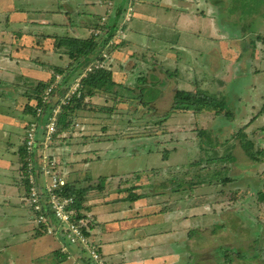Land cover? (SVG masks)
<instances>
[{
    "label": "rangeland",
    "instance_id": "rangeland-1",
    "mask_svg": "<svg viewBox=\"0 0 264 264\" xmlns=\"http://www.w3.org/2000/svg\"><path fill=\"white\" fill-rule=\"evenodd\" d=\"M237 1L240 2V5L235 7L233 3ZM73 2L70 5L75 7ZM80 2L83 3L81 0ZM152 2L154 3V0ZM8 3L14 9L21 7L29 14L31 8L36 5L41 9L44 7L49 10L58 8L57 0H15L8 1ZM5 5L4 0H0V9ZM59 6L66 7L63 3H59ZM151 7L152 11L156 8H153V5ZM108 8L110 5L105 3L98 5L96 9L105 16ZM158 8L161 10L160 6ZM226 8L227 10L220 13V19H215L217 25L197 24L193 27L194 30L198 29L200 32L210 35L218 32L225 35L230 33L231 43L237 48L236 57H231V59L228 57V54L233 56L231 51L218 58L215 66V80L208 78V75L214 77L212 73H208L211 71L208 69L207 61H211V58L198 57L199 63L203 65L198 68H193L191 65L184 66L178 54L168 56L167 51L159 49L165 43L164 40L158 41L153 38L154 40L151 41L149 38L146 41L145 36L141 34L130 36L132 39H129V35L124 34L119 25L111 41L112 46L115 45V48L119 49L114 53L111 50L112 56H108L107 52L102 53L107 60L102 68L108 70L111 66L110 72L118 83L127 82L126 74L128 73H135L139 77L141 71L150 88L143 89L142 95L138 91L136 95L141 100L136 98L130 104H123L124 99L121 100V104H114L112 100L117 98L113 95L109 100L103 95L87 98L83 101L81 110L73 113L70 129L60 132L58 127L56 141L53 143L52 149L45 150L40 146L36 156H41L38 164L48 166L47 162H51L49 172L55 171L56 173L58 170L61 174L63 172L64 178L76 188L81 184L86 185L88 178H92L94 182L91 184L97 186L95 181L101 176L103 178L101 181L107 180L110 185L122 180L121 187L131 190L132 185L125 186V181L128 180L129 183V180L134 177L133 174L140 169L138 173L150 176L151 181H148L150 186L164 183L168 188L166 191L152 189L151 197L152 200L154 198L156 204L158 196H165L162 201L163 206H159V210L167 213L170 220H175V227L171 224L167 227L177 230L176 235H172L173 240H178V242L185 240V236L188 237V234L192 233L193 237H188L189 240H187L190 246H199L205 251L206 249L216 250L222 246L221 252L215 254L220 256L219 259L215 258L219 264H264V262L258 261L264 251V117L260 115L264 106V52L261 51L264 50V25H261L264 20V0H226ZM75 12L79 13L77 16H81V18H78L77 22H72L73 26L62 25L54 31L55 34L45 26H40L38 27L39 32L45 31L46 37L65 36L81 40L104 35L100 28L106 25V17L98 20L97 15V19L94 18L96 15H90V10H87L84 5ZM227 13L228 16L225 17ZM70 17L68 16V18ZM151 20V17L141 16L137 23L141 25L139 27H144L145 24L140 22L150 23ZM63 22L66 23V20L62 21V24H64ZM77 23L82 24L79 27L84 26L83 29L86 30V33L76 28L75 24ZM74 27L78 30L77 33L74 32ZM139 27L136 28V31L140 29ZM146 29L150 31L152 28L147 26ZM15 33L4 34L2 38L0 36V40H2L0 41V78L5 82L12 81V74L15 78V75L20 72L37 81L29 80V84L26 85L24 92L27 100L24 99L22 107L18 105L19 108L16 109L17 106H11L16 109V113L20 109L24 115H29L28 122L24 124L21 132L23 148L27 139V126L34 121L28 111L29 104L31 103L30 106L33 105V108L37 106L28 100L27 94L32 96L28 91L34 89L38 82H49L54 75V68L66 70L70 62L64 55L50 53L52 38H50L51 40L46 38V41L41 42L21 41L14 38L13 34ZM169 34L171 37L176 35L173 32L165 35L169 36ZM234 35L237 37V41L233 39ZM254 36L260 41L253 39ZM24 37L26 36L24 35ZM152 37L157 36L153 35ZM123 41L136 45H142L146 41L147 44L152 45L149 48L159 50L158 53L153 54L144 52L147 47L145 45L142 48L144 51L133 49V47L120 48V43ZM127 48L130 49L128 51L131 54L125 52ZM254 49L257 52L254 53ZM119 50L121 56L116 55ZM136 52H138L136 59L144 61V64L134 66V63L131 62L133 60L131 57H136L133 55ZM182 57L187 59V56ZM97 65L95 63L90 65L91 69L101 68V65ZM76 74L79 76L71 87L77 81L80 85V81L86 76V71L80 69ZM150 76L154 77V80L150 79ZM55 78H57L56 82H60V76ZM133 85L136 86L135 83ZM196 89L213 97H222L228 103L233 118L227 119L225 122L212 114L189 115L182 112H175L166 117L177 91H195ZM112 92L123 95V92L118 89ZM133 96L135 95L133 94ZM16 113L13 114L14 117H16ZM241 130L247 140L255 144L256 152L260 153L256 163L245 160L247 158L237 141L238 133ZM163 136L162 142L164 143H158V145H165V142L169 140L170 143L177 144L175 146L167 145L165 151L169 152L166 155L163 154L165 146L158 151H154V147L151 146L156 144L155 140ZM144 145H146L145 148ZM138 146L139 151H143L140 158L133 153ZM170 146L178 149L170 153L172 149ZM148 147L151 149L150 156L145 151ZM226 153H232V158L221 160ZM117 156H122V159ZM163 156H166L169 167L168 177L164 174L156 175L154 172L145 174L147 170L144 167L158 169L160 172ZM97 158L100 159L97 160ZM91 161L93 163L88 167V164H81ZM21 166L20 160L16 185L25 189ZM86 167L89 172L84 175L82 170ZM182 167L184 168L180 169ZM77 168H80V173H69L74 172ZM208 169L209 172H207ZM163 179L165 180L161 182ZM201 180L203 181L201 182ZM144 189H147V192L149 190L146 186L143 187ZM132 192L131 190L129 195H132ZM110 199L114 198L111 196ZM13 201V203L17 202ZM0 205H2L0 210L3 209L0 214L4 213L0 215V247H2L0 248V264H25L24 262H27V259L29 261L30 258H32L31 264H75L74 255L81 247L78 241L80 236L66 238L65 242L70 247V253L67 248L60 246L62 249L64 248V250L61 249L62 254L68 256L67 260L56 263L54 256L37 259L42 255L43 250L36 242L33 233L31 236H26L28 233L24 227L27 223L23 222L28 217L31 221V212L25 205V201L24 204H18L15 208L1 200ZM8 212L10 213L8 214ZM82 213L87 214L84 211ZM5 214L6 216H4ZM11 214H14V217H10ZM11 218H18V221L12 223L9 229ZM92 225L93 220L89 230ZM86 237L89 243L98 250L101 258L92 231H89ZM238 245L240 247L234 248ZM9 247L10 252L7 251ZM87 250L84 249L83 256H87ZM243 252L242 256L239 255ZM262 255L264 258V254ZM84 258L86 259V257ZM57 259L58 257H56Z\"/></svg>",
    "mask_w": 264,
    "mask_h": 264
},
{
    "label": "crops",
    "instance_id": "crops-1",
    "mask_svg": "<svg viewBox=\"0 0 264 264\" xmlns=\"http://www.w3.org/2000/svg\"><path fill=\"white\" fill-rule=\"evenodd\" d=\"M8 1L15 0H4V4L6 3V5L0 9L2 10L0 11L1 38L4 34L8 35L9 33L16 32L13 34L14 38L21 41L41 42L46 41V38L49 40L53 37H46L44 34L45 31L39 32L40 30H38V27L45 26L55 34L54 31L62 25L68 24L73 26L72 22H77V19L81 18V16H77L79 13L75 11H77V9L80 10L81 6L84 5L87 10H90V15H96L94 18H96L97 15L98 20L99 18L106 17V25L115 26L116 29H118V26L120 25L124 34L127 33L129 35V39H132L130 36L134 37L136 34H141L145 36L146 41L149 38L151 41L153 38L158 39V41L164 40L165 43L159 49L167 51L168 56L178 54L184 66L191 65L193 68H198L203 66L202 63H199V60L197 59L198 57L201 58V56H206V58H211V61H207L208 69L211 71L208 73H212L214 77L208 75V78L214 80L216 76L215 66L218 62V58L222 57L226 52L232 51L233 56L228 54L230 59L231 57H236L237 54V48L231 43L230 33L225 35L218 32L210 35L204 34L198 29H193L197 24L217 25L215 19H220V13L227 10L226 0H154V3L152 0H146V2L145 0H81L83 3H81L80 0H70V3H68V0H57L58 8L55 10H49L46 7L41 9V7L36 5L31 8L32 10L29 11L30 14L26 13L21 7L14 9L12 5H9ZM72 1H74L73 3H75V7L70 5ZM59 3H63L66 7L62 8V6H59ZM105 3H107V5L109 4L110 8H108L106 15L103 16L96 8L98 5H103ZM233 4L236 7L237 5H240V2L237 1ZM128 5L133 7L134 14L131 22L124 23L123 16ZM152 5L153 8L156 7L154 11L150 10ZM158 6L161 7V10ZM235 15L236 14L234 13V16ZM68 16L71 17L68 18ZM141 16L151 17L152 20L150 23L140 22L145 24V26L139 27L141 25L137 22ZM227 16L228 13L225 17ZM65 20L66 23L63 22L64 24H62V21ZM79 25L82 24H75L76 28L83 33H86V30L83 29L84 26L79 27ZM261 25H264V20ZM147 26L152 29L147 31ZM138 27L140 29L136 31V28ZM76 28H73L75 33L78 32ZM169 32H173L176 35L172 37L170 34L169 36L165 35ZM24 35L26 37H24ZM153 35H156L157 37H152ZM236 38L237 37L234 35L233 39L237 41ZM253 39H258L257 41H260L256 36H254ZM146 41L142 45H136L135 43L124 41L122 48L133 47V49L136 48L143 50V45H145L147 46L145 51L143 50L145 53H158L157 51L159 49L154 50L152 47L149 48V46L152 45L147 44ZM120 50L123 51V49ZM120 50L116 55L121 56ZM128 50L130 51V49L127 48L125 52L130 53ZM261 51L264 52V50ZM255 52L257 51L254 49V53ZM130 54L129 56H131ZM133 55H138V52ZM182 56H187V59H184ZM137 57L138 56L134 58L131 57L133 59L131 62L134 63V66L144 64V61L137 60ZM134 68L135 67H133V69ZM126 75L128 80L137 77V74L135 73H128ZM11 78L12 81L8 82H5L0 78V186H2V189H0V200L9 204L10 207L15 208L18 204H24L23 195L25 189L23 188V191V189H21L20 186H17L16 183H18L19 164L21 160L20 151L22 150L21 141L23 135L21 132L23 131L24 124L28 122L27 119L29 116L24 115L20 109L17 113L15 111L19 108L18 105L22 107L24 99H26L24 90L27 87L26 85L29 84L32 79L20 72L15 75V78L12 74ZM32 81L37 82L36 80ZM11 106L17 107L14 109V107ZM14 113H16V117H14ZM188 114L192 115L191 113ZM217 119L227 122V119L224 118ZM136 133L138 132L136 131ZM149 140H151V138H149ZM162 141V138L155 140L156 144L151 145L154 147V151L164 148L163 146H165V149H163V151H165L169 144L172 146L177 145L175 143H170V140L165 142V145H158V143H164ZM176 143L178 142L176 141ZM172 146H170L172 148L170 153L175 152L178 149ZM143 147L145 148L146 145ZM178 147L180 148V146ZM56 149H54V151H56ZM139 150L140 148L138 146L133 153L140 158V154L143 153V151ZM101 151H99L100 154H102ZM145 151L149 156L151 155L149 154L151 152L149 147L148 149H145ZM117 157L122 159V156ZM164 157L165 158L163 159L161 158L160 172H158V169L144 167V169L147 170L145 174H152L154 172L156 175L164 174L167 176L169 167L167 166L166 156ZM99 159L100 158H97V160ZM80 160H82V158H80ZM221 160L227 159L223 156ZM91 163L93 162H83L81 164H88V167ZM87 167L83 168L82 174L86 175V173L89 172ZM80 168H77L72 173H80ZM183 168L184 167L180 169ZM138 171L133 174L134 177L129 180V183L128 180L125 181V186L127 184L132 185L130 188L133 191L132 195H129L131 190H128L126 187H121L122 180H118L116 181V184L112 183L110 185V182L108 183L107 180L101 181L103 179L101 176L95 181L98 184L97 186L91 184L94 182L92 178H88L86 180V185L81 184V186L78 187L86 190L83 211L87 213H84L85 215L90 216L93 220V225L91 226L90 231H92V236H94L96 244L99 247L102 260L106 262V264H219L216 259H219L220 256H216L215 254L221 252L222 246L216 250L206 249V251L199 246H190L189 241L187 240L193 237L192 233L188 234L189 238L185 236V240L179 242L178 240L175 241L172 239V235L175 236L177 233V230H173V227H175L174 225H176L174 223L175 220H170L167 213H163L161 212L162 210H159V206H163L162 201H164L165 196H158L156 204L154 203V198L152 200L151 197L152 189L166 191L168 188L164 183H159L158 186H150L148 182L151 181L150 176H144L143 174L138 173ZM207 172H209V169ZM164 180L165 179L161 180V182ZM202 181L203 180H201V182ZM144 186L149 188L148 192L147 189L143 190ZM14 187H16L15 190ZM125 195H127V197L124 198ZM111 196L114 199H110ZM131 196H135L134 198H136V200H129V198H132ZM13 200L17 202L13 203ZM0 208H2V205H0ZM2 210H0V212H2ZM9 213L10 212H8V214ZM4 216H6V214ZM10 217H14V214H11ZM18 218H11L9 229L11 228L12 223L18 221ZM23 223H27L24 227L28 233L26 236H31V233L35 234L32 229L34 226L29 217ZM169 224L173 225L170 229L167 228ZM34 238L39 244V247L43 250L42 255L37 259H42L46 256H54L53 258L56 263H60L61 259L58 257L56 260L54 254L57 251H60L62 254L60 246L63 245V236H60L58 239L52 236L34 235ZM236 247L240 246L238 245L234 248ZM7 251L10 252V247ZM231 252L233 251L231 250ZM22 254L25 253L22 252ZM75 254L77 257H74V261H77L80 264H90L84 257H81L78 260L77 258L80 256H78L77 253ZM243 254L244 252L239 255L242 256ZM262 254H264V251ZM262 254L260 255L261 258H258L259 262H264ZM31 259L32 258H30L29 261L27 259V262L24 263L31 264Z\"/></svg>",
    "mask_w": 264,
    "mask_h": 264
},
{
    "label": "trees",
    "instance_id": "trees-1",
    "mask_svg": "<svg viewBox=\"0 0 264 264\" xmlns=\"http://www.w3.org/2000/svg\"><path fill=\"white\" fill-rule=\"evenodd\" d=\"M116 30L117 29L115 28V26L104 25L100 28V31L104 33V35H100L96 38L91 37L86 40H81L63 36L53 37V40L49 39L52 42L50 53L66 56L68 61L70 62V65L66 70L54 68V75L49 82H38L34 89H30V91H28V93L32 95L29 96V94H27L28 100L34 104H37L38 106L41 105L42 98L46 95L47 90L52 87L53 91L48 96V102L45 106V117H47V114L50 113V108L56 105L59 98L63 97L70 90L72 83H74V80L79 76L78 74H76V72H79L80 69L86 70L88 66L94 63L101 65L102 68V65L105 66V64L107 63V60L103 57L104 55L102 53L107 52L108 56H112V53H114L115 50L119 49L115 48V45L112 46L113 43H111V41L113 40V34ZM109 43H111V45H109ZM123 45L124 41L120 43V48H122ZM110 67L108 68V70L104 68L101 69L99 67L92 69L91 72L86 73V76L82 78V80L80 81V90L78 91L77 96H73L71 98L70 103L68 104V106L62 109V113L59 116L58 127L60 128V132L70 129V121L72 120L71 118L73 116V113L75 111L78 112L81 110L83 101H85L87 98H93L97 95H103V97H106L109 100L113 95L118 99L112 100L114 104H121V100L123 99V104H130V102L135 101L136 98L141 100V98L136 95L138 91L142 95V91H144L143 89L147 90L148 88H150V86H147V79L144 76L143 72H139L141 73V75H139V77L137 76V79H129L127 82L118 83L113 79V75L110 72ZM56 76L61 77L60 82H56ZM149 78L154 80V77L152 76H150ZM133 82L136 84V86L133 85ZM116 89L122 91L123 95H120L117 92H112ZM133 94L135 96H133ZM229 108L230 107L228 106V103L222 97H213L211 95L201 93L199 92V89H196L195 91L179 90L173 96L171 108L169 109L166 117L172 115L175 112H187L191 113L192 115L212 114L216 118L230 119L233 118V115L231 114ZM28 111L34 118L35 112L33 105L30 106L29 104ZM260 115L264 117V106L262 107ZM42 133L44 134L43 128L40 129L38 133V142L35 146L38 147L37 149H39L40 147L41 142L39 141H42ZM160 138H164V136ZM237 141L239 142V146L242 149L243 154L247 158L245 160H250L253 163L258 162L257 156L260 155V153L256 152L255 144L247 140V137L243 134L242 130L238 133ZM20 152L21 164L23 165L27 156L24 147ZM163 154H168V151H164ZM232 155V153H226L225 157L231 159ZM163 158L165 157L163 156ZM69 173L73 174L72 172ZM66 182L68 183L61 189V191L65 197L73 198V210L76 214L75 219L78 221L84 216H87L82 213L86 190L78 187L76 188L68 180H66ZM28 192V185L25 183V194H28ZM40 196L43 207H47V196L42 193ZM132 199L136 200V198ZM42 215H44V217L47 219L48 227L53 230H56L58 228L59 225L55 220V216L53 215V213H51L49 208H44ZM33 226L35 227V229H33L35 236H50L47 234L48 227H46L45 225L33 224ZM36 228L39 231H37ZM60 236L61 235L57 232L56 238L59 239ZM65 241L66 239L63 238L64 244L62 245V247L67 248L68 252L70 253V247ZM78 249L79 252L76 251V253L78 254V256H80L79 258H77L79 260L81 257H85L83 256L85 252L84 248L82 247H79ZM54 255L56 257H59L61 261L67 260L68 257L67 255L61 254L60 251L55 252ZM74 257H77V255L75 254ZM87 261L90 264H97L96 262H93L91 260ZM101 261L103 264H106V262H104L102 259Z\"/></svg>",
    "mask_w": 264,
    "mask_h": 264
},
{
    "label": "built area",
    "instance_id": "built-area-1",
    "mask_svg": "<svg viewBox=\"0 0 264 264\" xmlns=\"http://www.w3.org/2000/svg\"><path fill=\"white\" fill-rule=\"evenodd\" d=\"M135 1V0H130ZM133 7L128 5L124 13V23H129L133 18ZM109 45H111L109 43ZM86 73L91 72V66L86 68ZM58 78V77H57ZM56 78V79H57ZM80 90L78 81L70 88V90L61 98H59L56 105L50 108V113L45 117V106L48 102V96L52 93L53 88L50 87L47 90L46 95L41 101V105H37L34 108L35 117L34 121L30 122L27 126V139L24 142V149L26 151L27 159L21 166L22 179L28 185V194L23 195V202L29 208L31 212V221L35 225H45L48 227L47 219L42 215L44 208H49L51 213L55 216V220L58 223V228L55 230L50 227L47 228V234L56 238L57 232L63 236V238H78L79 244L82 248L88 249L86 251L87 260L96 262L97 264H103L98 253V250L92 246L86 234L90 231L89 226L92 223L90 216H84L80 220H76V214L73 210L74 200L73 198H67L63 195L61 189L66 185L64 173L58 170L56 173L49 172L51 162H47L48 166H43L39 163L41 156H36L38 150L35 146L38 142V133L40 129H44L42 133V141L40 143L41 148L45 150L52 149L53 143L56 141V131L58 128V119L65 106H68L73 96H77ZM41 193L47 196V207H43L41 202ZM47 210V209H46ZM45 210V211H46ZM84 233V235H83ZM64 250V248L62 249ZM75 264H80L75 261Z\"/></svg>",
    "mask_w": 264,
    "mask_h": 264
},
{
    "label": "clouds",
    "instance_id": "clouds-1",
    "mask_svg": "<svg viewBox=\"0 0 264 264\" xmlns=\"http://www.w3.org/2000/svg\"><path fill=\"white\" fill-rule=\"evenodd\" d=\"M92 220V219H91Z\"/></svg>",
    "mask_w": 264,
    "mask_h": 264
}]
</instances>
